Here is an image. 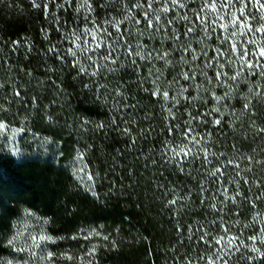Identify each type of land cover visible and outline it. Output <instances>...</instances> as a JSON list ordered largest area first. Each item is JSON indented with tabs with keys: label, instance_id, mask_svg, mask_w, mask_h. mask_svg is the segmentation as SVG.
<instances>
[{
	"label": "trees",
	"instance_id": "trees-1",
	"mask_svg": "<svg viewBox=\"0 0 264 264\" xmlns=\"http://www.w3.org/2000/svg\"><path fill=\"white\" fill-rule=\"evenodd\" d=\"M38 2L42 4V0ZM132 2L133 0H115L114 4L109 3L105 9L106 18L110 13L120 20L126 14L125 4ZM182 2L188 8L193 7L190 0ZM200 3L202 0H197L196 6ZM75 4L76 0H73V6ZM165 6L168 5L163 0L160 3L153 0V9ZM250 10L257 16L264 14L251 7ZM132 11L134 14L140 10ZM158 14L162 18L165 15L162 12ZM176 14L192 16L188 9H178ZM67 15L69 18L73 17L71 9ZM172 16L173 13L168 14V18ZM185 23L177 20L173 26L182 28ZM252 23L258 26V21ZM125 25L129 31L133 27H144L132 25L129 21H125ZM43 27H50L48 21L41 9L32 7L30 0H0V41H3L0 43V122L6 126L0 129V231L9 228V220L17 214L18 205L27 203L48 220L43 234L52 238L46 241L48 253H53L51 260L47 258L50 264H82V261H92V264H207L206 257L216 259L213 256L214 249L203 243H195V237L189 241L187 232L177 236L175 228L177 222L180 227H185L198 220L209 227L213 234H222L218 226L210 222L213 219L219 221V216H223V222L231 225L230 231L239 233L241 241L248 245L247 248L241 245L239 252L225 257L228 264H264L259 254L250 250L251 247L264 250V245L247 239L249 235H261L256 229L264 227V200L257 201L258 206L255 208L247 202L234 205L231 201H226L227 207L219 216L210 207L213 203L217 208L222 207L220 200L224 198L222 193L225 188L229 195L233 194L236 187L232 183L233 178L240 180L241 191L246 190L244 179L251 182L250 199L254 200L256 195L262 194L256 181H264V133L258 136L253 130L264 127V108L257 104L258 98L249 95L257 110L255 117L237 111V116L232 118L236 131L225 129L236 147H231L228 142H224L222 147L216 145L226 153L227 159L239 164V168L228 167L227 175L219 178V185L212 182L215 178L203 180L208 191L203 194L205 199L201 203L196 185L206 173L203 169L197 171L198 163L186 165V171L180 172L175 163H165L153 151L159 146L161 136L166 134L163 126L166 124L164 118L168 105L163 101L153 102L155 98L132 84L126 101L116 97L120 100L121 108V113L117 114L112 107L114 92L109 95L104 89H99L97 93L96 84L91 85V90L86 89L82 83L84 78L73 81L68 71L62 75L59 74V69L46 73L48 67L56 68L57 62L51 57L45 60L37 54L25 60V49H18L15 53L12 51L11 41L21 37L30 39L34 45V53L38 49H44L46 42L40 31ZM150 35L152 30L146 29L145 36L138 39H144L151 47L156 44L157 39L163 38L161 32L149 41L147 37ZM200 36L203 33L198 30L190 34L187 40L199 48L197 40ZM50 38L55 41L58 34L53 30ZM245 39H259L264 43V37L260 34L253 36L250 33L247 37H240V40ZM169 46L170 42L164 45ZM122 51L120 50L121 53ZM120 58L124 60L122 54ZM171 58L175 63L177 58ZM124 62L128 63L126 60ZM138 62L146 66L144 61ZM154 64L161 67L162 62L154 61ZM28 70L32 71L31 76L25 75ZM176 71V68L165 69V76L159 81L162 89L168 88L166 78ZM49 76L56 80L62 90L53 85ZM121 77L128 79L124 70L112 75L106 74V78L100 79L99 83H105L112 89L118 82L122 83ZM200 79L203 80L202 77ZM188 83L194 84L195 81ZM149 86V82L143 80V87ZM208 87L212 88L211 85ZM249 87L264 94V78L249 77L247 83L241 81L240 93L246 92ZM127 88L128 85H124L121 90L126 91ZM179 89V84L168 88L171 93ZM17 90L21 93L20 97L14 94ZM214 90L217 93L221 91ZM189 91L193 90L190 88ZM98 94L100 99H97ZM201 95L208 97L207 93ZM125 103H134L136 107L124 108ZM183 103L182 100L181 104ZM195 103L200 107L199 101ZM231 103L239 109L243 101ZM180 112L182 109L178 111V115ZM121 115L128 121L122 127L130 128V137L137 141L133 146H129L130 137L119 131L106 128L105 134L93 130L96 123L108 125L112 116H116L117 122L122 123ZM84 119L92 123L81 127ZM253 119L255 125L250 128ZM220 140L224 141L225 138L220 137ZM117 149L120 151L117 152ZM81 152L84 153L82 161L76 159ZM247 157H251V161ZM153 159L157 163L153 164ZM221 163H226L223 157ZM207 167L210 171L213 165ZM81 168L84 171H80ZM249 168L251 171H248ZM188 171L192 172L195 179L188 176ZM97 172L99 176H96ZM237 172L239 176L236 175ZM87 175L94 177L98 197L87 190V184L92 183ZM160 184L165 188H158L157 185ZM185 194L190 199L181 200L175 210L167 205L169 199H175L177 195L183 197ZM237 211L239 216L234 214ZM257 213H260L258 222L252 220V216ZM237 220L240 221L239 225L233 223ZM244 224H251L252 227L244 228ZM96 231L101 236L85 239V236ZM104 235L109 239L104 240ZM181 239L183 244L178 242ZM93 246L96 251L93 256H88L87 253ZM6 252V249L0 247V254ZM241 253L251 259H240ZM65 255L72 256L73 259L65 260ZM216 264H222V261L217 260Z\"/></svg>",
	"mask_w": 264,
	"mask_h": 264
},
{
	"label": "snow or ice",
	"instance_id": "snow-or-ice-1",
	"mask_svg": "<svg viewBox=\"0 0 264 264\" xmlns=\"http://www.w3.org/2000/svg\"><path fill=\"white\" fill-rule=\"evenodd\" d=\"M155 2L160 3V0H155ZM163 2L168 6L153 9V0H133L132 3L125 4L126 14L117 20L110 13L107 14V18L105 15V9L109 3L114 4L115 0H76L75 6H73V0H42V4L38 0H30L34 9L42 10L43 16L50 26L40 30L46 46L34 53V45L30 39L21 37L12 40L10 47L14 53L18 49H25V60L37 54L45 60L49 57L55 59L56 68L48 67L46 73L59 69V74L62 75L68 71L71 73L70 79L73 81H78L83 77L82 83L86 89L91 90V85L96 84L97 93H99V89H104L105 93L109 95L114 92L112 107L117 114L121 113L120 100L128 99L127 92L131 91L132 84L147 92L150 97L155 98L153 102L163 101L168 105L167 115L164 118L166 124L163 126L166 134L161 136L159 146L155 147L153 151L165 163H175L180 172L186 171V165L198 163L197 171L203 169L206 173L196 185L199 189L201 203H203L205 199L203 194L208 191L203 180L208 177L215 178L212 182L219 185V178L227 175L228 167L239 168V164L227 159L226 153L220 150L224 142L230 143L233 148L236 147L234 143H231L229 134L225 131L227 128H231L233 132L236 131L232 118L237 116V111H240L241 114L248 113L250 117L257 115L256 107L249 95L258 98L257 104L264 108L262 91H254L251 87L247 88L244 93L239 91L241 81L247 83L249 77L264 78V43L259 39L240 40V37H247L250 33L253 36L260 34L261 37H264V14L257 16L250 10L251 7L257 12L264 13V0H202L198 7L196 6L197 0H190L193 5L191 8H188V5L182 0H163ZM69 9L74 14L71 18L67 15ZM133 9L140 11L133 14ZM178 9H188L192 12V16L177 15ZM158 12L164 13V17L162 18ZM169 13H173L172 18H168ZM162 19L164 23H162ZM177 20L186 23L182 28L174 27V21ZM125 21H129L135 26L144 25V27H133L129 31ZM252 21H258V26ZM146 29L152 30V35L148 36L147 40H153L156 34L161 32H163V38L157 39L156 44L150 47L144 39H138V37L145 36ZM53 30L58 34V39L55 41L50 38ZM198 30L203 33V36L197 40L199 48L194 47L187 40L190 34L196 33ZM166 42H170L171 46L164 47ZM120 50H123L122 53ZM121 54L124 60H121ZM173 56L177 58L175 63L171 58ZM125 60L128 61L127 64L124 62ZM138 61H144L146 66H142ZM154 61L162 62L161 67H156ZM177 65H183V67H177ZM170 68H176L177 71L168 75L166 83L168 88H172L176 84L180 85L179 91L175 93H171L168 88L162 89L159 85L161 77L165 76V69ZM9 70H11L10 67ZM121 70H124L128 75V79L124 80L121 77L122 83L118 82L114 88L109 89L107 84L99 83L100 79L106 78V74L112 75ZM209 70L211 74H209ZM21 71H24L22 66ZM25 75L31 76L32 71L28 70ZM201 77L203 80L200 79ZM48 78L52 80L57 89H61L56 80L51 76ZM143 80H147L150 86L143 87ZM181 81L184 83L181 84ZM189 81H195V83L189 84ZM124 85H128L126 91L121 90ZM208 85H211L212 88H209ZM190 88L193 91L190 92ZM214 89L221 91L217 93ZM201 93H207L208 97L205 98ZM14 94L17 97L21 96L19 90ZM116 97H119L120 100H117ZM97 99H100L99 94ZM182 100L183 104H181ZM196 101L200 102V107L196 106ZM232 101H243V103L237 109L236 105L231 103ZM33 106H35V97H33ZM123 107L135 108L136 105L125 103ZM180 109L182 112L178 115ZM49 119L51 120V117ZM121 122L118 123L116 116H112L108 125L103 122L96 123L93 130L106 134L107 128L130 137V128L122 127V124L128 123L123 115H121ZM89 123L92 122L84 119L81 122V127ZM254 125L255 120L253 119L249 127L253 128ZM5 127V124L0 122V129ZM253 130L258 136L264 133V127L253 128ZM220 137H224L225 140H220ZM136 142L135 138L130 137L129 146L135 145ZM216 145L220 147H216ZM119 151L117 149V152ZM83 156L84 153L81 152L76 159L82 161ZM222 157L226 163H221ZM247 159L251 161L252 158L247 157ZM152 163L155 164L157 161L153 159ZM208 165H213L212 170H208ZM80 171H84V169L81 168ZM248 171L251 169L249 168ZM187 174L195 179L191 171H188ZM236 175L239 176V172ZM96 176H99L98 172ZM80 179L84 182L83 178ZM87 179L92 181L91 184H87V190L94 197H98L99 194L95 191L94 177L87 175ZM232 183L236 185L232 195H229L227 188L223 190L224 198L220 200L222 207L217 208L214 203L210 205L218 216L227 207L226 201H231L234 205L247 202L255 208L258 206L257 201L264 200V181H256L262 194L256 195L254 200L249 198L251 193L249 180L244 179L243 181L245 191L239 190L240 180L233 178ZM157 187L165 188L163 184L157 185ZM217 190L219 191V189ZM165 194H167L166 189ZM216 198L219 199V197ZM187 199H190L188 194L183 197L177 195L175 199H169L167 205L175 210V206L181 200ZM229 211L232 210L229 209ZM234 214L240 215L238 211ZM259 216L260 213H257L252 216V220L258 222ZM223 221V216H219V221L213 219L210 222L217 225L222 234H213L209 227L201 224L198 220H194L185 227H180L177 222L175 231L177 236L187 232L189 241L195 237V243H203L214 249L213 256L216 259L206 257L207 264H216L217 260L222 261V264H228L225 257L233 252H239L241 245L245 248L248 245L241 241L239 233L230 231L231 225ZM233 223L239 225L240 221L237 220ZM243 227L250 228L252 225L244 224ZM256 231H259L261 235H249L247 239L258 241L264 245V227L256 229ZM198 233L199 235H197ZM91 236H101V233L96 231L85 236V239H91ZM102 238L109 239L107 235ZM41 239L51 240L52 238L41 236ZM178 242L183 244L182 239ZM250 250L258 253L259 258L264 261V250L260 247H251ZM95 251L96 248L93 246L87 255L93 256ZM52 257L53 253H48L47 258L51 260ZM63 259L72 260L73 257L65 255ZM240 259H251V257H244L241 253ZM82 264H92V261H82Z\"/></svg>",
	"mask_w": 264,
	"mask_h": 264
},
{
	"label": "clouds",
	"instance_id": "clouds-1",
	"mask_svg": "<svg viewBox=\"0 0 264 264\" xmlns=\"http://www.w3.org/2000/svg\"><path fill=\"white\" fill-rule=\"evenodd\" d=\"M48 220L27 203L18 205L17 214L9 220V228L0 231V264H50L46 241L41 236Z\"/></svg>",
	"mask_w": 264,
	"mask_h": 264
}]
</instances>
